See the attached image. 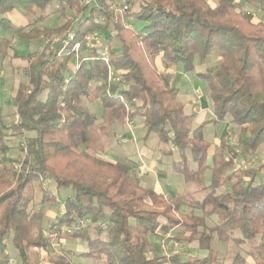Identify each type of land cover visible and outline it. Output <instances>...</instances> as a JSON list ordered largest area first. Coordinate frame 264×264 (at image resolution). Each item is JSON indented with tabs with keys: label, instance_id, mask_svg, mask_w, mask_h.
Returning a JSON list of instances; mask_svg holds the SVG:
<instances>
[{
	"label": "trees",
	"instance_id": "obj_1",
	"mask_svg": "<svg viewBox=\"0 0 264 264\" xmlns=\"http://www.w3.org/2000/svg\"><path fill=\"white\" fill-rule=\"evenodd\" d=\"M52 1L0 0V27H7L3 16L13 9L31 16ZM56 1L61 14L65 8L80 6V0ZM252 5L264 13V0ZM236 8L233 0H216L214 8L208 0H146L120 19L80 6L83 17L73 26L66 21L53 29L16 31L33 40L72 27L74 37L66 45L60 42L51 50L25 56L26 84L19 85L12 99L17 122L6 124L0 119V264L10 263L6 238L15 252L14 264H43L38 251L50 248L47 233L61 240L63 228L86 245L81 256L105 264H215L213 237L222 244L255 243L250 255L254 264H264V179L256 182L264 165L242 169L253 163L264 145V23ZM44 18L38 16L34 23ZM129 19L144 25L139 30L125 27L122 21ZM109 30L120 49L108 46L105 62L102 48H85L82 41L88 34L104 39ZM10 49V40L0 36V58ZM213 52L221 60L219 66L198 75L209 89L213 122L229 118L239 127L231 150L226 134L213 147L203 137V125L190 126L177 89L156 68L158 60L165 68L181 66L190 73L195 61L202 63ZM73 59L76 64L71 69ZM85 100L100 105L99 115L85 109ZM135 118L143 119L145 140L154 135L170 146L164 156L177 154L173 172L203 195L191 211H199L200 217L181 211L186 196L164 199L152 188L142 187L133 172L136 163L106 162L86 152L99 120L103 123L95 132L105 134L108 127ZM11 136L25 155L20 171L14 173L1 164L6 162V141ZM48 183L56 190L69 189L72 197L51 224L56 228L44 232L45 210H37L35 200L49 208L59 202ZM214 215H220L221 222L207 236L201 232L200 248L207 251L203 258L186 262L175 255L165 258L157 242H151L170 229L186 235L179 238L182 241H193ZM87 218L90 224L81 229ZM103 233L107 239L101 238ZM47 261L72 264L64 257ZM229 264H246V260L236 254Z\"/></svg>",
	"mask_w": 264,
	"mask_h": 264
},
{
	"label": "rangeland",
	"instance_id": "obj_2",
	"mask_svg": "<svg viewBox=\"0 0 264 264\" xmlns=\"http://www.w3.org/2000/svg\"><path fill=\"white\" fill-rule=\"evenodd\" d=\"M209 5L216 6V0H208ZM233 3L235 6H237L236 10L239 12H247L250 13L253 16L254 22H262L264 23V13L257 11L254 9L253 5L256 3V0H233ZM252 3V4H251ZM80 6L77 5L74 8H79ZM60 7L57 4L56 0H53L51 4L47 5V7L44 10H37L34 15H31L27 17V20L31 23L36 17L38 16H46L43 20L34 23L33 27L34 29H45V28H57L59 26H62L66 21H69L70 24L75 25L76 21L78 20V15H73V12L67 8L64 9L63 14L59 11ZM16 12L21 13L19 8L15 9ZM72 12V13H71ZM73 20V21H72ZM76 20V21H75ZM34 22V21H33ZM129 23L135 30H139L144 24L132 19H129ZM128 25L130 28L131 26ZM70 28H66L64 30H61L59 32L53 33V34H40L36 39H26L20 35L14 36L13 41L11 42V49L9 50L7 56L3 59L2 63L0 61V66H2V74H3V83L5 87H10L14 85V87L18 86L19 84H26V78L22 72V62L27 65V61L25 57H20L19 54H25V53H43L45 50H51L54 46L53 41L51 40L49 42L48 38L51 37H58V36H65V33L70 30ZM14 30V28H13ZM2 32L1 36L10 39L12 37V32ZM109 33V34H108ZM89 35V34H88ZM110 30L104 35V39L100 40L99 44L96 42L93 43L92 48L100 47L103 48L101 42L104 41V46H107V50L109 47L112 50H119V43L115 40L111 39L110 37ZM85 37V36H84ZM84 42V38L83 41ZM52 44V45H51ZM84 44V43H83ZM109 46V47H108ZM26 56V55H25ZM21 59V61L17 59ZM221 60L217 54V52L211 53V55L202 63L199 61H195V69L194 71L190 73H185L181 66H178V69H176V72L173 73V76L169 79L173 81L174 85L179 90V94L181 95L180 101L182 103H187L189 99L194 98L195 91L199 93L201 96V108L205 111L206 117L205 120H208L212 117V107H211V101L209 98V89L207 87V84L202 80L200 77L197 76V73L205 74L214 71L215 68H217L220 64ZM76 64V60H72V63L70 65V68H74L73 65ZM173 71H175V68H172ZM1 74V76H2ZM18 89V88H17ZM16 92V91H15ZM12 96V95H11ZM83 105L86 110L93 112L97 115L100 113V105L96 102L91 101H84ZM2 119V122H5L6 124H10L12 122H17V117L14 115V106L13 102L10 105V108L8 110H5L4 115L0 117ZM103 120H99L93 130L96 131L97 125L102 124ZM126 121V120H125ZM229 118H226V120L219 125L215 126V131H219L220 129H225L227 125L229 124ZM229 129L226 132L227 136V142L229 144V150L231 148H234L235 139L239 132V127L233 125L230 123ZM121 125H113L107 128L106 133L104 134L101 131H91L90 132V144L89 148L86 150L88 154L91 156L96 157L98 160L111 162L107 159L108 157L116 158L121 157L123 155H127L129 157L135 158L137 157L135 151L140 150L142 146L146 147L153 155L154 158L161 159L159 163L157 162V167H159L161 173L160 180H165V184L169 185L171 184L173 186V193H179L183 196H186V205L181 208V211L183 213H193L195 216L200 217L201 213L197 210H193L192 208L202 201L201 194H198L196 191V188L193 185H186L179 174L174 173L171 170L172 162L178 160V156L176 153H173L171 156H163V152H167L170 149L169 145L160 143L156 136L151 135L149 137L148 141H143L139 137L136 139L137 142H132L130 139L126 138H120L123 135L121 134ZM122 135V136H121ZM117 136V138L115 137ZM142 136V135H140ZM206 139L209 141H213V136L206 134ZM20 144L18 143V140L15 137H8L6 141V147H7V153L5 155L6 162L1 163L5 164L6 168H9L12 170V173L19 172L20 171V163L23 158H25L24 154L20 153ZM23 149V147H22ZM1 160V158H0ZM116 161H122L125 163V159H118ZM264 165V145H262L259 150L256 152L255 158L253 163L246 164L242 166V169L245 170V168H251L255 169L260 166ZM189 167L191 169H195V165L189 161ZM240 166H236L238 168ZM134 174L137 176L135 170H133ZM166 176V177H165ZM165 177L164 179H162ZM209 172L205 173L204 180L205 183H208L209 181ZM139 179V178H138ZM264 179V169H261V174L257 178L256 182H260ZM140 180V179H139ZM141 182V181H140ZM167 182V183H166ZM141 184V183H140ZM145 184L142 183L141 186H144ZM48 188H50L55 195L58 196L59 202L57 205H51L49 208V204L44 205L43 207L39 206V198H36V209L43 208L45 210V216L44 221L42 222V229L44 232L49 231L50 229H55V226H52L51 224H54L55 218L62 213V206L66 200L72 197V193L69 189H60L56 190L53 184L48 183ZM148 188V187H145ZM163 192V196L166 195L168 197L167 199L171 198V196H167L165 191L161 190ZM221 222L220 215H214L210 217L208 220H206V226L202 229H199V233L196 237H194L193 241L187 242L182 241L179 238L187 237L186 235L180 231L176 230L171 235L169 232L164 235H160L161 238L159 241L151 238L152 243L158 244V247L160 249V254L164 256L165 258H170V256H180V255H187V254H195V258H203L207 255V252L200 249V238L202 237V233L205 231V235L207 236L210 229H212L214 226L218 225ZM90 224L89 219H85L84 222H82V225L80 226L81 229H85ZM72 230H67L66 228L62 229L61 232V240H58L54 234L47 233V236L50 241V248L48 251L40 250L39 256L40 258L44 259L42 261L43 264H48V257H64L72 264H105L104 261L101 260H93L87 257L81 256L82 253L86 252V245L76 239L71 238ZM67 234V235H66ZM102 239H107L106 234H102ZM6 244V253L8 254L10 258L9 264H14V257L15 252L12 249L10 245V240L5 239ZM253 244H244L242 246H236L233 243L228 244H222L219 243L214 237L211 239V248L212 250L217 254L216 256V263L215 264H229L231 263L233 257L236 254H240L245 260L246 264H254V259L250 255V246ZM183 255V256H184ZM186 259L188 256H184ZM191 259V258H188ZM256 259H260L259 256H256ZM264 259V252H263V258Z\"/></svg>",
	"mask_w": 264,
	"mask_h": 264
},
{
	"label": "crops",
	"instance_id": "obj_3",
	"mask_svg": "<svg viewBox=\"0 0 264 264\" xmlns=\"http://www.w3.org/2000/svg\"><path fill=\"white\" fill-rule=\"evenodd\" d=\"M57 4H58V2H57ZM214 7L215 6H212V8H214ZM27 17H29V16H26L23 12H22V14L18 13L15 11V9L6 13L3 16V18L5 19V22L7 24L6 26L10 27V29H8L7 27H4V28L0 27V36H1L2 32L11 31L14 28V30L12 32L13 33L12 37L10 39L6 38V39L10 40V42H12L13 37L15 35L18 36V34L16 33L17 30H22L23 33L28 32L30 29H32L33 24H34L33 21H35L37 17L33 21H31V23L27 20ZM1 37H3V36H1ZM3 38H5V37H3ZM29 53H32V52H29ZM27 54L28 53L19 54V56L25 57V55H27ZM14 59H17V58H14ZM17 60L21 61V59H17ZM0 61L2 63L3 59L0 58ZM22 67H23L22 72L24 74V69L26 67V64H24L23 62H22ZM156 68L160 73H163L168 78L170 84L177 89V87L174 85L173 81H171L169 79V77L170 78H171V76L174 77L173 73L176 72V69H178V66L175 67V71H173L172 68H165L157 60L156 61ZM2 72H3L2 66H0V117H2V115H4L5 110H8L10 108V105L12 103V99H13L14 94H15V91L17 90V88L20 85L19 84L16 87H14V85H12L9 88L5 87L4 83H3L4 77H3ZM1 74H2V76H1ZM198 74H201V73H197V76L199 77ZM177 91H178L177 99L183 105L184 114L190 118V126L192 128H196L200 125H203V137H204V139L208 143L212 144L213 147L217 146L219 144L221 138L228 131V129L230 127L229 125L231 122H229V124L227 125V127L225 129H223V130L220 129L218 132L215 131L214 130L215 126L219 125L220 123L213 122V120H214L213 113H212V117L210 119L205 120L207 113H205V111L201 108V103H200L201 102V96L199 95V93L197 91H195L194 98L189 99L187 101V103H182L180 101L181 95L179 94V90L177 89ZM229 121H230V119H229ZM121 128H122L121 134L123 136L121 135L122 137H120V138H126V139L128 138L132 142H137L136 139L138 137L145 142L149 140V138L147 140H145L143 138L144 129H143V119H141V118H135L132 121L126 120L124 122V124L121 125ZM206 134L212 135L213 141L207 140ZM140 135H142V136H140ZM115 137L117 138V136H115ZM212 150H214V148ZM135 153L137 155L136 159L129 157L127 155H123L121 157H116V158H112L113 156L112 157L107 156V159L109 161H112V162L116 161L117 158L118 159H126V160H129V161L136 163L137 167L134 170H135L136 174L138 175V178L141 181L140 183L141 184L144 183L145 187L152 188L157 194H159L161 196H163V192L161 190L165 191L167 196L175 197L176 195H181L179 193L174 194L173 193V186L171 184H169V185L165 184V180H160V178H161L160 174L161 173H159L160 169H159V167H157V162L159 163V161H161L162 158L161 159L154 158V155L148 149H146V147H144V146H142V148L140 150H136ZM174 153H175V151H174ZM212 153L213 152H211L210 155ZM171 170H172V167H171ZM165 177H163L162 179H164ZM163 198L167 199L168 197H166V195H164ZM168 232L171 235L173 232H175V229H170ZM178 240L180 242L181 239H178ZM199 248H200V246H199ZM183 255H180V256L178 255V260L181 262H186V261H189V260H192L195 258L194 253L193 254L189 253L187 255H184V256H188L186 259H183V258H185ZM188 258H191V259H188Z\"/></svg>",
	"mask_w": 264,
	"mask_h": 264
},
{
	"label": "built area",
	"instance_id": "obj_4",
	"mask_svg": "<svg viewBox=\"0 0 264 264\" xmlns=\"http://www.w3.org/2000/svg\"><path fill=\"white\" fill-rule=\"evenodd\" d=\"M142 2H146V0H80V6L84 7L88 10L94 11L96 13L99 12H105L107 15L109 14L112 16H116L120 19H123V17L130 11H132L139 3ZM73 15H78L79 18L76 21V23L78 21L81 20V18L83 17L82 12L79 10V8H74L72 10ZM71 12V13H72ZM98 20H101V18L99 17ZM73 21V20H72ZM123 25L125 27H129L128 25H130L127 21H122ZM74 37V32L72 29L68 30V32L65 33V36H58V37H51L50 39L48 38L49 42L52 40L53 41V46H55L57 43H63V44H67L68 41L72 40ZM102 40L103 38L97 34H89L86 35L84 37V47L85 48H92L93 47V43L92 42H96L97 44H99L100 40ZM52 45V44H51ZM102 52H101V56L103 58V60L106 62L107 61V55H108V50H107V46H102ZM79 49V45L75 44L73 46V50H78Z\"/></svg>",
	"mask_w": 264,
	"mask_h": 264
}]
</instances>
